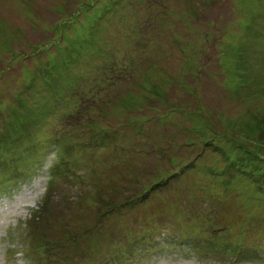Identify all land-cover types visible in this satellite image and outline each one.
Wrapping results in <instances>:
<instances>
[{"label":"rangeland","instance_id":"rangeland-1","mask_svg":"<svg viewBox=\"0 0 264 264\" xmlns=\"http://www.w3.org/2000/svg\"><path fill=\"white\" fill-rule=\"evenodd\" d=\"M258 136L264 0H0V264H264Z\"/></svg>","mask_w":264,"mask_h":264},{"label":"trees","instance_id":"trees-1","mask_svg":"<svg viewBox=\"0 0 264 264\" xmlns=\"http://www.w3.org/2000/svg\"><path fill=\"white\" fill-rule=\"evenodd\" d=\"M90 10V9H89ZM88 10V11H89ZM132 68V67H131ZM134 70V67L131 69V72ZM126 72V71H125ZM127 73V72H126ZM71 77H73V76H71ZM118 77V76H117ZM117 77H115L114 78V83L113 84H115V82H116V78ZM83 80V79H82ZM94 92V91H93ZM86 96V95H85ZM87 104V103H86ZM83 106L82 107H84V105H85V103L83 102V104H82ZM33 112H37L36 110H34V109H32L31 110V112L30 113H33ZM44 116H46V114H43ZM16 137H14V136H12V139H13V141H8V142H6V143H8V144H10V145H12V142H13V145H12V148H18V144H17V139H15ZM259 138H261L260 140H259ZM257 141L259 142V146H258V148H256L255 146V149L253 150V151H250L249 149H246V151L248 152L247 154L249 155V156H251V157H254V158H259V159H262V160H264V152L262 151L263 149H264V138L263 137H260V136H258V138H257ZM4 142V143H5ZM3 143V144H4ZM235 144V143H234ZM1 146V145H0ZM37 147V146H36ZM214 148H218V147H215V144H214ZM6 150H8L7 148L5 149V150H2V149H0V152L1 153H6ZM242 150H243V148H242ZM256 150H259V151H257L256 152ZM9 152H12V151H10L9 150ZM13 153V152H12ZM21 153H23L22 151H21ZM183 169V168H182ZM182 169H180V173L182 172ZM159 178H163V174H161L160 176H159ZM217 179H219V178H217ZM165 181V183H164V185H167L168 184V180H164ZM161 183V182H160ZM262 183H263V185H264V181H262ZM150 185H152V188L153 187H162V186H160V184H159V182H158V178H156L155 180H153V182L150 184ZM152 188H149V190H148V192H147V195H149L150 193H151V191H152ZM164 188V187H163ZM163 188H159V189H163ZM140 196V195H139ZM139 196H137V197H139Z\"/></svg>","mask_w":264,"mask_h":264}]
</instances>
